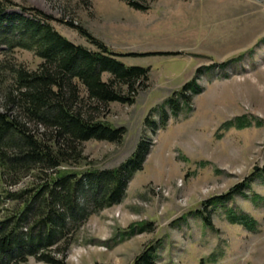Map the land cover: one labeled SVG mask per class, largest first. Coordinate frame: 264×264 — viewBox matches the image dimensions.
Wrapping results in <instances>:
<instances>
[{
	"label": "rangeland",
	"instance_id": "1",
	"mask_svg": "<svg viewBox=\"0 0 264 264\" xmlns=\"http://www.w3.org/2000/svg\"><path fill=\"white\" fill-rule=\"evenodd\" d=\"M12 1L49 15L73 43L95 49L69 22L125 65L148 68L132 103L98 110L123 127L121 139L81 143L95 168L120 164L139 139L148 151L120 201L71 233L64 264H130L145 243L156 246L155 264H264V0H132L142 10L123 0ZM8 57L26 69L40 61L18 47ZM189 79L198 92L173 94ZM241 181V191L202 207L204 225L193 210ZM229 210L252 224L230 221ZM16 264L47 263L28 256Z\"/></svg>",
	"mask_w": 264,
	"mask_h": 264
},
{
	"label": "trees",
	"instance_id": "2",
	"mask_svg": "<svg viewBox=\"0 0 264 264\" xmlns=\"http://www.w3.org/2000/svg\"><path fill=\"white\" fill-rule=\"evenodd\" d=\"M123 1L134 9L146 8ZM50 20L32 6L0 0V264H16L28 256L64 264L71 233L91 213L120 201L148 151L149 142L139 139L131 154L114 167L88 164L83 141L118 142L124 132L122 126L100 118L98 110L109 102L132 103L148 78V68L125 65L118 59L121 54L69 22L95 49L73 43ZM15 47L38 57L37 66L26 69L11 60L8 52ZM185 90L196 93L199 86L189 79L173 94L182 98ZM166 103L174 111L173 96ZM246 186V181L238 182L193 212L209 226L202 207L226 200ZM228 213L232 222L252 224L242 214ZM155 247L143 244L130 264H155Z\"/></svg>",
	"mask_w": 264,
	"mask_h": 264
}]
</instances>
